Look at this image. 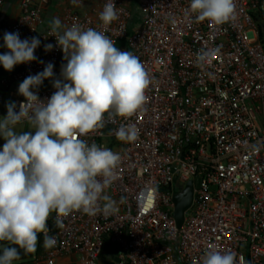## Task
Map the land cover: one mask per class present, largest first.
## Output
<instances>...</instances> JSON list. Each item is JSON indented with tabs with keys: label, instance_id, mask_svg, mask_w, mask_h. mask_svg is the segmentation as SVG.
I'll return each instance as SVG.
<instances>
[{
	"label": "built area",
	"instance_id": "1",
	"mask_svg": "<svg viewBox=\"0 0 264 264\" xmlns=\"http://www.w3.org/2000/svg\"><path fill=\"white\" fill-rule=\"evenodd\" d=\"M106 2L84 7L77 0L61 21L104 31L139 57L152 81L142 110L81 137L121 155L117 179L105 190L119 211H76L63 227L53 212L48 234L56 245L45 248L41 233L32 257L13 264H199L210 245L264 264V0H234L235 18L223 25L195 20L189 0H114L119 18L105 26L99 13ZM49 3L21 0L17 20L1 29L2 40L18 31L41 44L38 60L0 78V105L8 95L18 111L24 97L11 91L13 83L49 62L60 76L66 61L44 24ZM48 43L54 48L45 52ZM201 52L210 58L197 63ZM54 91L46 79L38 95ZM122 124L136 126V141L116 138ZM188 182L193 198L178 228L173 198Z\"/></svg>",
	"mask_w": 264,
	"mask_h": 264
},
{
	"label": "clouds",
	"instance_id": "2",
	"mask_svg": "<svg viewBox=\"0 0 264 264\" xmlns=\"http://www.w3.org/2000/svg\"><path fill=\"white\" fill-rule=\"evenodd\" d=\"M188 7L197 21L223 25L235 18L234 0H189ZM118 18L114 0H107L99 20L107 26ZM48 25L66 61L59 78L51 62L27 76L18 86L24 97L19 110L15 101H9L6 116L0 118V137L5 141L0 150V242H7L0 264H13L21 250L35 252L41 233L44 247H54L56 238L48 234L53 212L55 225L63 227V218L76 211L105 217L119 211L117 200L105 190L117 179L121 155L81 137L116 117L129 118L142 110L152 82L139 57L118 48L104 31L76 23L68 26L57 16L50 17ZM40 44L37 36L21 39L18 31L5 32L3 47L8 51L0 54V65L11 72L38 60L35 50ZM53 48L51 43L44 45L45 52ZM209 58V52L196 57L197 63ZM46 79L55 91L42 100L38 90ZM22 124L31 130L18 132ZM115 136L134 142L138 129L122 124ZM199 264L247 262L233 250L210 245Z\"/></svg>",
	"mask_w": 264,
	"mask_h": 264
},
{
	"label": "crops",
	"instance_id": "3",
	"mask_svg": "<svg viewBox=\"0 0 264 264\" xmlns=\"http://www.w3.org/2000/svg\"><path fill=\"white\" fill-rule=\"evenodd\" d=\"M21 0H2L0 6V54H3L5 47H3V40L1 38V29L17 20L19 17V3ZM84 7L95 6L97 5V0H82ZM74 3L72 0H50L49 5L44 9V24L48 25V20L50 17L57 16L60 19L65 13L66 9H73ZM18 66V65H17ZM17 66L14 67V70L17 69ZM11 71V72H12ZM9 71L3 69V66L0 65V78L7 76Z\"/></svg>",
	"mask_w": 264,
	"mask_h": 264
},
{
	"label": "water",
	"instance_id": "4",
	"mask_svg": "<svg viewBox=\"0 0 264 264\" xmlns=\"http://www.w3.org/2000/svg\"><path fill=\"white\" fill-rule=\"evenodd\" d=\"M193 198L192 183L188 182L181 194L174 196V219L178 228L183 223L184 212L190 207Z\"/></svg>",
	"mask_w": 264,
	"mask_h": 264
},
{
	"label": "rangeland",
	"instance_id": "5",
	"mask_svg": "<svg viewBox=\"0 0 264 264\" xmlns=\"http://www.w3.org/2000/svg\"><path fill=\"white\" fill-rule=\"evenodd\" d=\"M19 83L20 82L13 83V85L11 87V91L12 92H18ZM9 101H14V99L11 98V97H9L8 95H6L5 98H4V100H3V102L0 105V118L6 116V114H7L6 104ZM16 130L18 132H20V131H28V130H31V129H29V127H28L27 124H22V125H18L17 128H16ZM4 142H5L4 139L2 137H0V150H2V147H3Z\"/></svg>",
	"mask_w": 264,
	"mask_h": 264
},
{
	"label": "trees",
	"instance_id": "6",
	"mask_svg": "<svg viewBox=\"0 0 264 264\" xmlns=\"http://www.w3.org/2000/svg\"><path fill=\"white\" fill-rule=\"evenodd\" d=\"M42 241V237L41 234H39V240L38 243H40ZM4 246H7V242H0V254H2V248ZM33 253H29V254H24L23 250H21V255L20 258L18 260L13 261V263H18V262H24L29 260L32 257Z\"/></svg>",
	"mask_w": 264,
	"mask_h": 264
}]
</instances>
